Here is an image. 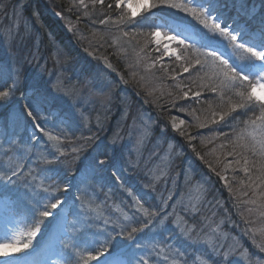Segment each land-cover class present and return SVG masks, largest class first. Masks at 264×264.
Instances as JSON below:
<instances>
[{
    "label": "snow or ice",
    "instance_id": "6c2138e0",
    "mask_svg": "<svg viewBox=\"0 0 264 264\" xmlns=\"http://www.w3.org/2000/svg\"><path fill=\"white\" fill-rule=\"evenodd\" d=\"M0 8L8 11L7 5ZM73 8L92 24L97 21L91 17L103 16L98 23L109 31L98 35L94 30L80 39L94 51L105 44L114 49L112 55L128 70V79L119 77L122 83L131 81L152 97L153 79H170L178 90L172 107L177 100L206 105L199 109L208 113L203 121L197 109L189 113L192 126L208 129L213 134L207 142L223 140L217 147L229 150L209 162L192 146L195 155L185 156L188 166L171 177V188L167 170L156 175L148 169L143 178L149 183L141 185L139 158L132 161L134 149L119 130L107 139L91 132L90 101L82 95L89 81L69 88L71 77L60 72L40 68L29 75L0 63V264H196L197 257H203L199 264H264V227L250 226L264 222V0H77L68 11ZM61 56L56 51L53 59L66 69ZM101 58L113 68L107 56ZM58 97L76 98L70 113L55 105ZM96 126L103 131L99 116ZM171 129L186 136L174 117ZM83 131L91 134L76 135ZM167 136L166 123L158 143ZM192 139L187 136L189 145ZM167 142L170 165L184 156L185 145ZM213 164L223 165L220 172ZM204 165L210 172L195 179ZM228 170L231 179L221 175ZM212 173L224 181L245 225L240 235L233 234L236 222L227 209L219 221L215 211L203 214L212 204L204 176ZM181 175L188 195L174 199ZM161 176L165 188L156 194ZM113 188L131 202H114ZM214 207L223 205L217 201ZM241 235L256 252L245 247Z\"/></svg>",
    "mask_w": 264,
    "mask_h": 264
},
{
    "label": "rangeland",
    "instance_id": "374dc122",
    "mask_svg": "<svg viewBox=\"0 0 264 264\" xmlns=\"http://www.w3.org/2000/svg\"><path fill=\"white\" fill-rule=\"evenodd\" d=\"M105 2L109 3L111 0H105ZM75 3H77V0H0V4L7 5L8 8L7 12L0 8V63L10 65L13 71L20 69L22 73L29 75L38 73L40 68L47 69V72H60L65 78L71 77L70 80L66 79L69 88L75 86L79 89L82 81H89L87 88L82 91V95L90 101L87 107L91 115V132L107 139L119 130L128 147L134 149L130 154L132 161L135 162L139 158V168L136 171L141 174V185L149 183L147 179L143 178V173L148 169H154L156 175H159L163 170H167V187L171 188V177L180 173L182 167L188 166L185 156L195 155L192 152V146H195L196 151L204 155L209 162L215 161L217 156L223 159L224 153L229 149L226 148L224 152H221L217 146L224 141L217 139L212 143H208L207 138L213 133H210L208 129H199L192 126L193 119L189 113L193 109H197L196 114L203 121L208 113L200 112L199 109L206 108V105L177 100L176 106L172 107L170 101L174 99L178 90L172 87L170 79H153L152 86L156 88V91L152 97H147L144 91L131 81L128 84L122 83L119 77L123 75L125 79H128V70L125 69L122 61L117 60L112 55L114 49L105 44L103 48L94 51L92 47H89L87 40L82 41L80 39V35L91 37L94 30L98 35L108 32L109 29L98 23V19H102L103 16L99 18L96 16L91 17V20L97 21L96 24H92L90 19L83 15L82 11H77L75 8L71 13L68 11ZM85 3H88V0H85ZM14 5L17 6V16L11 15V9ZM47 5L52 6L53 9L48 8ZM40 11L59 28L62 39L55 36L54 31L51 30L44 18H40ZM97 11H99V6H97ZM55 13L61 15L57 16ZM77 17L80 18L79 22H77ZM69 20L72 21L71 30ZM113 34L118 33L113 32ZM108 43H111V41L109 40ZM56 51L62 53L61 61L67 62L66 69L55 63L53 54ZM104 55L108 57L109 61L112 60L111 64L115 71L109 70L103 64L101 57ZM128 58L129 60L133 59L131 49H128ZM142 67L143 65H141ZM47 72L43 77L45 80L48 79ZM139 74L145 75L142 70ZM155 75L160 77L162 73L156 72ZM184 75L186 76V74ZM55 78V75H53L52 79L55 80ZM183 82L188 83L187 79H184ZM195 90L198 89H193V91ZM169 92L172 95H168ZM179 94L182 95V93ZM157 97L159 99L155 103L151 102ZM189 97L191 98V92ZM75 100V97H58L55 105L70 113ZM145 100L149 102L145 103ZM180 109H184V111H180ZM97 116L100 118V127L103 131H100L96 126ZM173 117L175 122L180 125V130L186 131V136H181L179 131L171 129ZM181 120L185 123L180 124ZM166 123L168 125V136L164 143H158V139H163L160 137V129ZM46 128L52 130L54 134L56 133L52 125H47ZM222 130L227 131V129ZM90 134L88 131L76 133L78 136ZM141 135H143V141L138 143ZM187 136L193 137L191 145L188 144ZM201 137L205 138L203 145L200 143ZM169 140L177 148L181 144L185 145L183 149H180L184 152V156L173 159L170 165L167 163L166 156L167 141ZM213 148H216L215 154L205 155V153H210ZM85 151H87V147H85ZM227 159L231 160L233 158L229 156ZM213 166L216 167L217 172H220L223 167V165L217 166L215 164ZM204 172H210L207 165L203 166L201 174L196 175L195 179L199 180ZM129 173L134 174L132 169H129ZM221 175H226L231 179L233 173L228 170L227 173L221 172ZM237 176L238 179L244 178L242 172H238ZM204 179L209 180L206 186L211 190L207 199L211 200L212 204L208 205L210 210L204 211L203 214L211 215L212 211H215L217 213L215 220L219 221L224 218V209H227L231 215V220L236 222L235 226L232 227L233 234L240 235V229L244 228L245 225L236 210L231 206L230 194L223 187L224 181L219 180L215 173H212L211 177L204 176ZM178 185L174 199L180 196L181 193L185 196L188 195V189L183 187L182 175L179 178ZM233 187L236 188L237 185H233ZM164 188L165 177L161 176L159 183L156 185V194H159ZM133 191L136 192L137 189L134 188ZM144 191L151 192V189H144ZM100 199H103V195ZM121 200L131 202L122 190L113 188V201L119 203ZM217 201L223 205L222 208L214 207ZM250 226L254 228L264 227V222L257 220L256 223ZM229 227L226 223L225 228ZM240 238L250 252L257 251L247 237L241 235ZM261 255L264 256V254ZM201 260H203V257H197L196 264H199Z\"/></svg>",
    "mask_w": 264,
    "mask_h": 264
},
{
    "label": "trees",
    "instance_id": "16d2710c",
    "mask_svg": "<svg viewBox=\"0 0 264 264\" xmlns=\"http://www.w3.org/2000/svg\"><path fill=\"white\" fill-rule=\"evenodd\" d=\"M41 17L40 18H44V20L46 21V23L49 25V27L51 28L52 31H54L55 36L58 39H62V33L60 32V30L52 23V21H50L47 16L43 15L42 12L40 11ZM43 20V19H42Z\"/></svg>",
    "mask_w": 264,
    "mask_h": 264
},
{
    "label": "bare ground",
    "instance_id": "6f19581e",
    "mask_svg": "<svg viewBox=\"0 0 264 264\" xmlns=\"http://www.w3.org/2000/svg\"><path fill=\"white\" fill-rule=\"evenodd\" d=\"M132 2H133V3H136V0H132ZM47 7L53 9L52 6L50 7L49 5H47ZM104 65L106 66L105 62H104ZM106 67H107V66H106ZM107 68H108V67H107ZM108 69L113 71L114 68H108Z\"/></svg>",
    "mask_w": 264,
    "mask_h": 264
}]
</instances>
